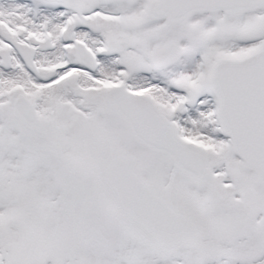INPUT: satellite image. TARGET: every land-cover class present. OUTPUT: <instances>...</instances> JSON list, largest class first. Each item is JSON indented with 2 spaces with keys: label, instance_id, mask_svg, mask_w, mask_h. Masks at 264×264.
I'll return each instance as SVG.
<instances>
[{
  "label": "snow or ice",
  "instance_id": "snow-or-ice-1",
  "mask_svg": "<svg viewBox=\"0 0 264 264\" xmlns=\"http://www.w3.org/2000/svg\"><path fill=\"white\" fill-rule=\"evenodd\" d=\"M0 264H264V0H0Z\"/></svg>",
  "mask_w": 264,
  "mask_h": 264
}]
</instances>
